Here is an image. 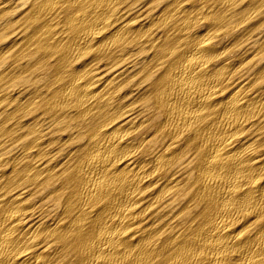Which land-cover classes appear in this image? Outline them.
<instances>
[{"label": "bare ground", "instance_id": "bare-ground-1", "mask_svg": "<svg viewBox=\"0 0 264 264\" xmlns=\"http://www.w3.org/2000/svg\"><path fill=\"white\" fill-rule=\"evenodd\" d=\"M0 264H264V0H0Z\"/></svg>", "mask_w": 264, "mask_h": 264}]
</instances>
